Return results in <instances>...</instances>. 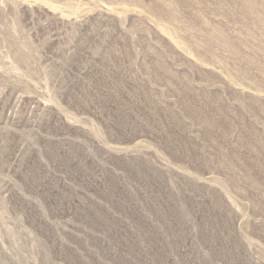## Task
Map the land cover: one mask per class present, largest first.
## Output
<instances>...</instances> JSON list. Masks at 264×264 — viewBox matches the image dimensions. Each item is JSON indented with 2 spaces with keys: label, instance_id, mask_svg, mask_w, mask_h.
<instances>
[{
  "label": "rangeland",
  "instance_id": "rangeland-1",
  "mask_svg": "<svg viewBox=\"0 0 264 264\" xmlns=\"http://www.w3.org/2000/svg\"><path fill=\"white\" fill-rule=\"evenodd\" d=\"M0 264H264V0H0Z\"/></svg>",
  "mask_w": 264,
  "mask_h": 264
}]
</instances>
